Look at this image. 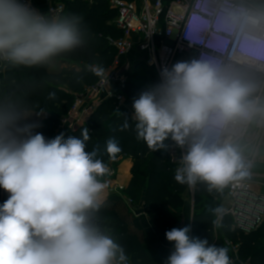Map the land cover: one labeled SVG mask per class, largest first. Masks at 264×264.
<instances>
[{
	"label": "clouds",
	"instance_id": "obj_1",
	"mask_svg": "<svg viewBox=\"0 0 264 264\" xmlns=\"http://www.w3.org/2000/svg\"><path fill=\"white\" fill-rule=\"evenodd\" d=\"M82 25V17L75 14L49 17L28 0H0V59L24 66L47 63L85 42ZM222 34L217 17L203 54L223 57L211 45ZM244 39L252 40L242 25L228 59ZM237 66L250 68L246 63ZM90 71L103 77L105 69L95 65ZM160 77L133 98L137 139L159 151L169 136L180 146L192 136L174 175L189 188L202 182L209 193L222 194L233 183L250 179L249 166L227 137L230 123L264 116V106L249 99L251 86L222 75L204 58L165 67ZM41 126L26 125L17 136L0 123V188L9 193L0 204V264H128L124 247L99 222L109 187L104 177L111 170L100 158L98 144L86 150L90 129L82 128L79 138H66L63 132L46 138L35 131ZM130 127L125 118L118 130ZM121 151L115 137L105 142L110 161ZM211 211L221 227L227 210L217 206ZM190 232V225L165 232L173 250L164 264H233L227 247Z\"/></svg>",
	"mask_w": 264,
	"mask_h": 264
},
{
	"label": "trees",
	"instance_id": "obj_2",
	"mask_svg": "<svg viewBox=\"0 0 264 264\" xmlns=\"http://www.w3.org/2000/svg\"><path fill=\"white\" fill-rule=\"evenodd\" d=\"M249 1L264 10V0ZM65 3L63 16L75 14L82 17V27L86 30L85 42L44 64L24 66L6 63L0 73V123L5 124L6 130L13 135L19 136L18 129L26 125L40 124L42 126L35 131L43 133L46 138H53L60 129L61 118L71 110L76 95L85 92L98 80L90 71V66L102 65L106 69L116 58L117 51L108 41L109 37L120 38L123 35L113 25L116 11L104 0H65ZM54 64L58 69H52ZM59 64L68 66L59 68ZM160 80L156 68L141 61L128 75L123 92L125 103L121 105L115 95L107 97L92 112L88 124L77 127L69 135L79 138L81 129L89 128L92 139L86 150L98 144L100 158L107 164L111 161L105 152V142L115 137L122 148L117 158H131L134 162L129 186L122 189L120 194H111L99 214V222L124 247L128 264H164L166 259L141 237L140 222L133 217L122 196L135 204L143 200L158 240L165 246H173L167 241L165 232L180 228L177 211L183 210L189 192L186 184L181 185L174 180L177 166L171 162L167 149L171 136L163 141L159 151H152L143 140L137 139L135 122L131 119L133 98ZM33 113L44 116L30 120L28 116ZM125 118L131 127L121 132L119 125ZM8 196L9 193L0 188V204ZM217 196L219 201H215ZM194 198L192 237L207 238L210 244L221 247H226L225 240H231L239 244L242 263L264 264V224L257 230L245 233L232 229L233 219L226 215L216 235V217L211 209L221 206L225 194L209 193L206 184L201 182L194 192ZM204 198L207 203L202 206ZM228 254L231 256L230 252Z\"/></svg>",
	"mask_w": 264,
	"mask_h": 264
},
{
	"label": "built area",
	"instance_id": "obj_3",
	"mask_svg": "<svg viewBox=\"0 0 264 264\" xmlns=\"http://www.w3.org/2000/svg\"><path fill=\"white\" fill-rule=\"evenodd\" d=\"M104 1L116 11L117 16L113 25L123 33L120 38H108L110 46L117 51L116 58L113 64L105 69L103 77H98V80L85 92L76 95L71 110L61 118L60 129L69 127L71 133L74 132L82 122L81 118L78 119L75 116L88 113L87 104L90 100L101 103L103 99L115 95L121 105L125 103L123 92L128 75L123 72L125 67L122 59L128 57L133 50L144 54L143 61L155 67L159 77L163 68L171 69L178 56L190 52H195V58L192 60L201 58L210 60L222 75L229 78L238 64L246 63L262 76L260 89L251 100L264 106V10L254 2L249 0ZM28 2L40 11L35 6L36 0H28ZM65 6V0H45L49 17H62ZM217 17L223 34L211 45L217 54L224 52L223 57L209 55L206 52L203 54V51L209 49V46H206L208 32ZM242 25L244 33L251 35L252 40L250 42L244 39L238 42L233 57L228 59L233 36ZM231 32L234 35L229 37ZM6 63L9 61L0 59V73ZM115 87L117 93L113 92ZM72 119H74V125L71 126ZM254 121H256V130L249 135ZM230 129L227 140L240 152L245 164L249 166L251 177L242 182L233 183L222 193L229 202V207L225 208L226 215H230L233 219L232 229L250 233L264 224V182H255L252 171L263 139L264 116L230 123ZM244 141L247 143L243 144ZM192 142L193 140L189 142V148ZM251 144L253 148L249 149ZM167 149L171 162L179 167L182 156L186 154L185 144L180 146L171 139ZM114 174V171H110L109 176ZM197 184L189 188L192 196H194ZM122 199L137 215L135 203L127 197H122ZM215 201H219V196ZM225 244L229 249L233 264H244L239 258V244L231 240H226Z\"/></svg>",
	"mask_w": 264,
	"mask_h": 264
},
{
	"label": "crops",
	"instance_id": "obj_4",
	"mask_svg": "<svg viewBox=\"0 0 264 264\" xmlns=\"http://www.w3.org/2000/svg\"><path fill=\"white\" fill-rule=\"evenodd\" d=\"M35 6L41 11V13L47 15V9L45 7V0H36ZM129 55H131V56H128V57H125L122 59V61L124 62V67H125V68H123V72H125L126 75L130 74V72H128L129 65L131 64L130 60L139 59V61L141 62L145 58L144 54L139 52L138 50H133L131 53H129ZM194 58H195V56L193 57V59ZM136 62H138V61H136ZM231 78L232 79H238V80H240V81L251 86L252 92L249 96L250 100H251V98L256 96V94L258 93V91L260 89L261 82H262V76L257 71L250 69L248 67H244V66H237V68L234 71ZM113 92L117 93L116 87L113 88ZM99 104L100 103H96V101H94V100L93 101L90 100L87 104V108L89 109L88 113L83 114L82 116H79V115L75 116V118H78V119L81 118V120H82V122L80 123L79 126H86L88 124L89 117L91 116L92 112L95 110V108ZM37 115H41V114L40 113H33L32 115H29L28 117L30 120H37L36 119ZM73 121H74V119L71 120V126L73 124ZM61 132L65 133V137L67 138L71 133V129L69 127H64L62 129L58 130L57 135ZM108 166H109L111 171L115 172V174L113 176L107 175L106 177H104V179L108 182V185H109L108 189L106 190L105 201L107 200V198L111 194H113V193L120 194L122 189H125L129 186L131 179L133 177L132 169L134 166V162L131 158L120 157V158H117L115 161H111L108 164ZM255 178H258V180H255ZM253 180L255 182L256 181L257 182H264V173L258 172L257 174H254ZM198 184H197L196 188L198 187ZM189 194H190V191H189ZM225 200H227V199L225 198ZM227 202H228V200H227ZM139 205H140V206H138L139 209H137V211H136L138 213L137 215L134 214L131 210L130 211L134 215L133 217L138 219L140 222V225H141L140 235L142 238H144V240L146 241L148 246H150L154 251H156L164 259H166L168 257V255L170 254V252L172 251V249L170 248V246H165V245L161 244L160 241L158 240L156 233H155V230H154V227H153L152 222H151V218L149 217V215L147 213L146 206H145L143 200L140 202ZM228 207H229V202H228L227 208ZM223 208H226V207H223ZM185 209H186V206H184V211H185ZM186 218H187V221L189 220L188 221L189 223L188 222L185 223V220H184L185 217H183L184 222H183V224H182V222H179V225H180V228L184 227L186 225H190L191 226V232L189 233V235L192 236L193 214L190 217H186ZM217 219H218V217L216 216L215 221ZM219 229H220V227H216V225H215V234L216 235L218 234ZM225 246H226V244H225Z\"/></svg>",
	"mask_w": 264,
	"mask_h": 264
},
{
	"label": "rangeland",
	"instance_id": "obj_5",
	"mask_svg": "<svg viewBox=\"0 0 264 264\" xmlns=\"http://www.w3.org/2000/svg\"><path fill=\"white\" fill-rule=\"evenodd\" d=\"M129 56H131V55H129ZM195 56V52H190V53H185V54H181L180 56H178L177 58H176V60H175V62H174V64L175 63H177V62H191L192 61V59H193V57ZM142 59V58H141ZM136 61H138V62H136ZM130 65H129V69H128V72H130V74L131 73H133V71L135 70V66L138 64V63H140V61H139V59H132V60H130ZM68 65L67 64H59L58 65V67L59 68H61V67H63V68H65V67H67ZM52 69H58L57 68V66H56V64H54V66H53V68ZM44 115L42 114V115H37V117H36V119L38 120V119H41L42 117H43ZM255 123H256V121H254V124L251 126V131L249 132V135H251L255 130H256V128H255ZM60 130V129H59ZM70 132V131H69ZM262 134H263V139H262V141H261V144H260V149H259V154H258V158H257V160H256V162H255V165H254V167H253V173L254 174H257L258 172H260V173H264V132H262ZM57 135V134H56ZM55 135V136H56ZM54 136V137H55ZM170 140H171V138H170ZM193 140V137L192 136H189L188 138H187V140H186V142H185V150H186V153H187V151L189 150V142H191ZM247 143V141H244L243 142V144H246ZM253 148V144H251L250 145V147H249V149H252ZM255 180H258V178H255ZM190 191V190H189ZM190 195V196H189ZM122 197H125V196H122ZM109 198V197H108ZM108 198H107V200H108ZM106 200V201H107ZM105 201V202H106ZM124 201V200H123ZM204 202V203H203ZM203 202H202V206L205 204V203H207V199L206 198H204L203 199ZM124 203H125V201H124ZM221 206L222 207H226L227 208V206H228V202H227V200H225V198L221 201ZM126 204V203H125ZM140 203H136L135 205H136V207H135V210L137 211V209H139V207L138 206H140L139 205ZM185 206H186V209H185V211H184V208H183V210H179V211H177V217H178V220H179V222H182V224H183V222H184V220H185V223L186 222H188L187 221V218L186 217H190L193 213H194V211H195V198H194V196H192L191 195V191H190V194H189V192H188V196H187V198H186V201H185ZM127 207H128V209L129 210H131L130 209V207L127 205ZM225 209V208H224ZM133 215V214H132ZM134 216V215H133ZM183 217H185V219L183 220ZM215 217H216V215H215ZM189 223V222H188ZM170 248L173 250V246H170Z\"/></svg>",
	"mask_w": 264,
	"mask_h": 264
}]
</instances>
